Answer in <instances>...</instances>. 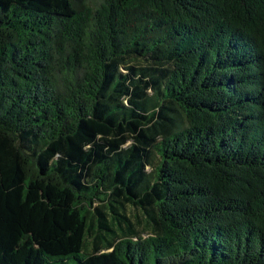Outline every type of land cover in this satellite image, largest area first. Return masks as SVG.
I'll return each instance as SVG.
<instances>
[{"label":"trees","instance_id":"obj_1","mask_svg":"<svg viewBox=\"0 0 264 264\" xmlns=\"http://www.w3.org/2000/svg\"><path fill=\"white\" fill-rule=\"evenodd\" d=\"M0 264H264V0H0Z\"/></svg>","mask_w":264,"mask_h":264},{"label":"rangeland","instance_id":"obj_2","mask_svg":"<svg viewBox=\"0 0 264 264\" xmlns=\"http://www.w3.org/2000/svg\"><path fill=\"white\" fill-rule=\"evenodd\" d=\"M90 1V4H95V3H98L99 0H89ZM141 231V230H140ZM145 230H142L141 232H144ZM145 235V234H144Z\"/></svg>","mask_w":264,"mask_h":264}]
</instances>
